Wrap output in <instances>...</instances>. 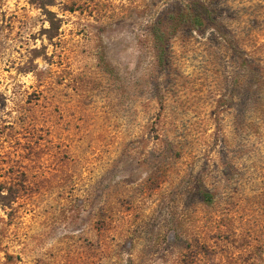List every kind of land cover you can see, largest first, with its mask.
<instances>
[{"label": "rangeland", "instance_id": "1", "mask_svg": "<svg viewBox=\"0 0 264 264\" xmlns=\"http://www.w3.org/2000/svg\"><path fill=\"white\" fill-rule=\"evenodd\" d=\"M0 264H264V0H0Z\"/></svg>", "mask_w": 264, "mask_h": 264}, {"label": "trees", "instance_id": "2", "mask_svg": "<svg viewBox=\"0 0 264 264\" xmlns=\"http://www.w3.org/2000/svg\"><path fill=\"white\" fill-rule=\"evenodd\" d=\"M207 18L206 16H203V18H200L197 22H196V26L194 27L193 30L195 31H200L201 28H204L205 27V24L207 23L206 22ZM158 41L160 42L159 43V47H160V53H161V56H162V60H166L167 56H168V46H166L164 44V39L162 36L158 37ZM202 198L204 201L206 202H209V203H212L213 201V196L210 192H202Z\"/></svg>", "mask_w": 264, "mask_h": 264}]
</instances>
